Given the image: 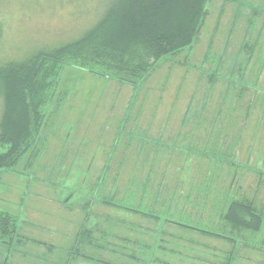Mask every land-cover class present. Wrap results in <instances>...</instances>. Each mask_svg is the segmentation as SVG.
I'll return each mask as SVG.
<instances>
[{"label": "rangeland", "instance_id": "374dc122", "mask_svg": "<svg viewBox=\"0 0 264 264\" xmlns=\"http://www.w3.org/2000/svg\"><path fill=\"white\" fill-rule=\"evenodd\" d=\"M113 1L0 0V67L76 41ZM60 73L35 146L15 171H0V211L17 229L14 241L0 239V264H12L10 250L22 256L23 237L39 239L41 224L79 223L73 211L84 207L101 218L105 206L107 221L123 205L187 215L200 196L205 218L234 199L264 221V0L210 2L197 43L140 87ZM3 108L0 97V119ZM262 241L264 229L256 249Z\"/></svg>", "mask_w": 264, "mask_h": 264}, {"label": "trees", "instance_id": "16d2710c", "mask_svg": "<svg viewBox=\"0 0 264 264\" xmlns=\"http://www.w3.org/2000/svg\"><path fill=\"white\" fill-rule=\"evenodd\" d=\"M212 1L114 0L102 20L76 41L0 67V146L6 147L0 153V171H15L35 146L44 106L62 70L74 67L140 87L160 62L197 43ZM226 219L251 232L263 226L252 204L234 203ZM16 233L12 215L0 211V239L9 236L14 241Z\"/></svg>", "mask_w": 264, "mask_h": 264}, {"label": "crops", "instance_id": "0c3cea01", "mask_svg": "<svg viewBox=\"0 0 264 264\" xmlns=\"http://www.w3.org/2000/svg\"><path fill=\"white\" fill-rule=\"evenodd\" d=\"M198 197V211L187 215L123 205L116 207L122 214L107 221L105 206L101 218L87 207L76 209L73 214L79 223L72 217V224H41L40 238L23 237L24 254L16 256L10 250L12 254L8 253L5 261L12 264L20 261L25 264H264V241L259 249L253 244L256 234L264 229V221L258 232L233 225L226 217L232 205L239 202L234 199L225 213L221 209L209 211L205 218L207 210L199 205L202 197ZM91 214L95 218L90 219ZM213 217L218 222L209 228ZM222 226L241 235L243 230L246 236L223 237Z\"/></svg>", "mask_w": 264, "mask_h": 264}]
</instances>
